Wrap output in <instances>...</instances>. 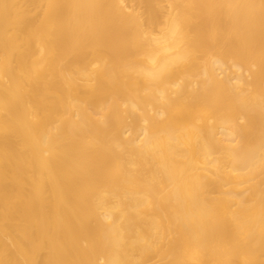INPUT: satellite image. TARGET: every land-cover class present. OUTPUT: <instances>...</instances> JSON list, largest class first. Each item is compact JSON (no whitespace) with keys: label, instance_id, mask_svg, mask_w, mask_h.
Here are the masks:
<instances>
[{"label":"bare ground","instance_id":"1","mask_svg":"<svg viewBox=\"0 0 264 264\" xmlns=\"http://www.w3.org/2000/svg\"><path fill=\"white\" fill-rule=\"evenodd\" d=\"M0 264H264V0H0Z\"/></svg>","mask_w":264,"mask_h":264}]
</instances>
